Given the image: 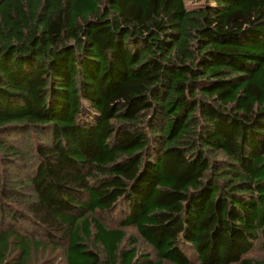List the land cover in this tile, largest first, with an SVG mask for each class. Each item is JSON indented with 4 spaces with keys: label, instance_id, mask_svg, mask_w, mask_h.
Wrapping results in <instances>:
<instances>
[{
    "label": "trees",
    "instance_id": "1",
    "mask_svg": "<svg viewBox=\"0 0 264 264\" xmlns=\"http://www.w3.org/2000/svg\"><path fill=\"white\" fill-rule=\"evenodd\" d=\"M186 1L0 0V264H264V0Z\"/></svg>",
    "mask_w": 264,
    "mask_h": 264
},
{
    "label": "rangeland",
    "instance_id": "2",
    "mask_svg": "<svg viewBox=\"0 0 264 264\" xmlns=\"http://www.w3.org/2000/svg\"><path fill=\"white\" fill-rule=\"evenodd\" d=\"M202 4V0H187L185 2V7L188 9V10H191V9H195L197 7H200ZM105 221L107 223H113L112 221V218H111V215L109 216H106L105 218ZM129 235H132V232H127ZM251 258H254L256 260H260V261H264V258L261 257L260 255L256 254V253H253L251 256Z\"/></svg>",
    "mask_w": 264,
    "mask_h": 264
}]
</instances>
